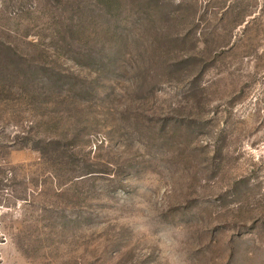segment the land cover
<instances>
[{
	"label": "rangeland",
	"instance_id": "374dc122",
	"mask_svg": "<svg viewBox=\"0 0 264 264\" xmlns=\"http://www.w3.org/2000/svg\"><path fill=\"white\" fill-rule=\"evenodd\" d=\"M0 264H264V0H0Z\"/></svg>",
	"mask_w": 264,
	"mask_h": 264
}]
</instances>
